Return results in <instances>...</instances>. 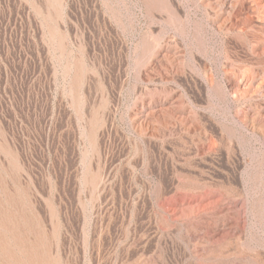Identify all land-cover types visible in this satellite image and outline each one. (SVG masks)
Instances as JSON below:
<instances>
[{
	"label": "rangeland",
	"instance_id": "rangeland-1",
	"mask_svg": "<svg viewBox=\"0 0 264 264\" xmlns=\"http://www.w3.org/2000/svg\"><path fill=\"white\" fill-rule=\"evenodd\" d=\"M263 8L264 0H0V264L8 214L33 243L42 224L54 229L60 264H84L91 217L113 219V232L128 190L197 178L192 132L256 102L264 108V93L246 98L248 81L264 77ZM94 174L96 189L113 196L90 194Z\"/></svg>",
	"mask_w": 264,
	"mask_h": 264
},
{
	"label": "bare ground",
	"instance_id": "bare-ground-1",
	"mask_svg": "<svg viewBox=\"0 0 264 264\" xmlns=\"http://www.w3.org/2000/svg\"><path fill=\"white\" fill-rule=\"evenodd\" d=\"M54 10L58 13L57 8ZM258 20L261 21L260 18ZM81 76L80 71L76 79L79 80ZM257 76L248 81V99L264 93V77ZM231 84L237 85V82ZM237 89L234 100H240L243 96ZM252 105L246 111L245 108L231 112L230 123L208 124L192 132L193 136H197V150L203 162L197 178L186 175L184 182H178L171 189L163 186L153 190H128L126 196L131 200L124 203L122 214L115 216L118 219L114 221L116 228L113 232L110 229L113 219L107 216L105 220L91 217L87 221L91 229L88 228L86 237L87 260L84 264H264V251L260 249L264 241V190L257 187L264 183V108L257 102ZM99 177L94 174L88 180L92 187L90 194L94 197L100 194L107 198L113 196L111 188L96 189ZM6 220L10 233L6 248L8 264L62 263L60 253L56 256L50 251V237L54 229L47 231L46 224H42L37 232L38 241L33 243L21 236L19 222L14 215L8 214ZM141 223L150 227L146 230L139 226ZM26 228L30 230L28 225ZM248 230L255 233L252 244L246 242ZM177 238L189 246V251L179 245ZM77 257L68 261L63 259V262L78 264ZM192 259L195 261L191 262Z\"/></svg>",
	"mask_w": 264,
	"mask_h": 264
},
{
	"label": "built area",
	"instance_id": "built-area-1",
	"mask_svg": "<svg viewBox=\"0 0 264 264\" xmlns=\"http://www.w3.org/2000/svg\"><path fill=\"white\" fill-rule=\"evenodd\" d=\"M0 61H2L1 58H0Z\"/></svg>",
	"mask_w": 264,
	"mask_h": 264
}]
</instances>
